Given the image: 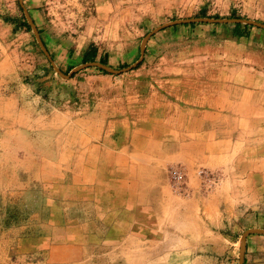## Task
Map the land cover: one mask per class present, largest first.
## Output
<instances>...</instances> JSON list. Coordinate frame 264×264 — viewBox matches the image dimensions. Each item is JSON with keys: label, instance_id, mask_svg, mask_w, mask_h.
Instances as JSON below:
<instances>
[{"label": "rangeland", "instance_id": "rangeland-1", "mask_svg": "<svg viewBox=\"0 0 264 264\" xmlns=\"http://www.w3.org/2000/svg\"><path fill=\"white\" fill-rule=\"evenodd\" d=\"M23 8L67 73L91 44L95 61L106 53L116 70L134 63L143 37L174 19L234 12L264 23V0H0V264H238L241 234L264 228L262 120H244L228 158L186 163L190 173L204 167L220 177L209 191L191 180L199 194L235 199L231 216L221 205L222 224L206 221L196 204L195 218L184 216L192 213L190 192L177 194L166 183L181 213L172 206L156 241L141 244L121 239L128 211L120 205L132 197L124 186L134 189L143 178L133 172L138 163L157 162L161 142L181 132L188 139V124L202 122L199 111H188L204 108L190 102L195 95L228 92L236 100L245 91L246 100L264 104V28L237 38L232 23L172 25L147 39L132 69L91 66L64 78L30 26L4 21L24 16ZM110 187L117 189L112 196ZM161 249L165 255L156 254ZM243 264H264V234L246 237Z\"/></svg>", "mask_w": 264, "mask_h": 264}, {"label": "crops", "instance_id": "crops-1", "mask_svg": "<svg viewBox=\"0 0 264 264\" xmlns=\"http://www.w3.org/2000/svg\"><path fill=\"white\" fill-rule=\"evenodd\" d=\"M110 7H113L112 4H109L108 8ZM253 94L255 93H251L249 97ZM225 95L224 98L222 95L218 97L215 93H204V95H195L194 99L191 96L192 100H190V102L195 104L194 102L201 101L204 108H188V111L192 112L194 115L199 111L200 120L202 122L198 125L195 123H193V125L188 124V139H186L187 137L181 132L174 137L176 140L173 139L169 143H166V141L161 142L160 146H162V153L157 159V162H161V164L157 163L155 159H149L148 162L138 163L136 168H134L136 170H133L134 174L143 178L136 184L137 186L134 189L131 184L123 185L125 188L129 186V192L132 194V197L130 201L120 205V207H125V210L128 211V213L124 211L125 215L127 214V220L125 223L126 229L123 231V237H121V239L131 242H141V244H143L142 242L144 241H156L154 238H157L156 235L160 232V230H158V224L163 222V218H167L166 212L170 213L172 206L178 210V213L180 212L181 208L177 206L178 201L174 199L172 201L169 200L170 194L166 187V183L169 184L167 169L171 165L183 163L184 166L188 167L189 165L186 164L187 161L195 162L200 160L212 166L215 164L214 161L218 160V158L220 160L221 157L226 159L228 158L226 156H230L231 147L235 143L233 142V136L235 133H237L238 136L240 135L243 130L240 126H243L245 119L249 120V118H251L253 121L260 119L264 122L263 103H252L250 102V98V101L246 100V98H244L246 95L245 91L238 92V94H236L238 95L236 100H230L228 98V92ZM252 111L254 114L249 115ZM195 120L196 117L193 118L194 122ZM196 126L204 128V135L201 132L199 136H197L198 129H195ZM178 136H180L179 140L177 139ZM99 158L102 160L104 157L101 155ZM100 165H103V163ZM111 165L112 164L108 163V172L110 177L111 175L115 177L117 172L113 171ZM156 165L157 169L155 168ZM104 169V167H100L99 171L103 172ZM123 172L124 170L121 171V173ZM103 173L107 174L106 171ZM110 180L113 181V179ZM116 180L117 179H114L115 182ZM190 187L192 188H190L191 195L188 197L192 200L189 201V208L192 209L189 210L192 211V213L185 211V214H183L184 216L195 218L196 207L198 206L199 211L206 221L222 224V222L225 221L223 211L221 210L222 204L225 205L230 216L234 213L236 203L235 199H233L229 193L222 194L220 192H215L201 195L196 190L197 188L192 185H190ZM111 188L112 187L108 189V193L112 196V191L117 189L116 187L115 189ZM153 225L155 226L153 227ZM156 254L165 255V251L161 249V251H157Z\"/></svg>", "mask_w": 264, "mask_h": 264}, {"label": "water", "instance_id": "water-1", "mask_svg": "<svg viewBox=\"0 0 264 264\" xmlns=\"http://www.w3.org/2000/svg\"><path fill=\"white\" fill-rule=\"evenodd\" d=\"M24 11V16L26 18V21L28 23V25L31 27L36 41L40 47V49L44 52V54L46 55V57L49 59V61L51 62L53 68L55 69V71L61 75L64 78H69L71 77V75L81 69L87 68V67H98L100 69H103L106 72H110V73H118L121 70L122 71H127L129 69H132L133 67H135L143 58V54H144V49H145V44L147 39L155 32L161 30L162 28L168 27V26H172V25H176V24H183V23H191V22H208V23H241V24H249V25H253V26H257L260 28H264V23L263 22H259L256 20H252V19H248V18H241V17H227V18H214V17H209V16H203V17H193V18H181V19H174L171 21H168L166 23H163L157 27H155L154 29H152L149 33H147L141 43H140V55L139 58L132 64L120 69V70H116L112 67H110L107 64H103L99 61H88V62H83L81 64H78L76 66H74L70 71H68L67 73H62L56 66L55 64L52 62L51 56L46 48V46L43 43V40L40 36V33L38 31L37 26L35 25L31 15L28 13V11L26 10V8H23ZM264 234V228H258V227H251L246 229L240 236L239 239V263L238 264H243L244 262V253H245V249H246V237L249 234Z\"/></svg>", "mask_w": 264, "mask_h": 264}, {"label": "built area", "instance_id": "built-area-1", "mask_svg": "<svg viewBox=\"0 0 264 264\" xmlns=\"http://www.w3.org/2000/svg\"><path fill=\"white\" fill-rule=\"evenodd\" d=\"M168 182L170 188L177 194L188 195L190 192V182L194 180L197 187L204 191L213 189L220 180L219 175L210 169L196 167L190 173L183 164H174L167 169Z\"/></svg>", "mask_w": 264, "mask_h": 264}, {"label": "trees", "instance_id": "trees-1", "mask_svg": "<svg viewBox=\"0 0 264 264\" xmlns=\"http://www.w3.org/2000/svg\"><path fill=\"white\" fill-rule=\"evenodd\" d=\"M233 12V11H232ZM201 13H204V10L201 11ZM230 17H238L234 15V12L232 13V15H230ZM4 21L6 22H10L13 24V28L14 29H18L20 27H25L28 28L29 25L26 21V19L24 18V16H4L3 17ZM195 22H191V23H187L186 25H190V26H194ZM174 26H178L177 24ZM253 25H249V24H241V23H234L233 27L231 29V34L234 37L237 38H242V37H247L249 35V29L252 28ZM40 36L43 40L44 45L46 46V42L41 34V29H38ZM47 47V46H46ZM98 54V49L95 45L91 44L87 49L84 50V52L82 53L81 56V61L82 62H88V61H95V58ZM99 62L106 64L107 63V54L103 53L102 55L99 56L98 59ZM75 64H68L67 65V69L69 70L70 68H72ZM99 70H101L102 72H105L103 69L98 68Z\"/></svg>", "mask_w": 264, "mask_h": 264}]
</instances>
